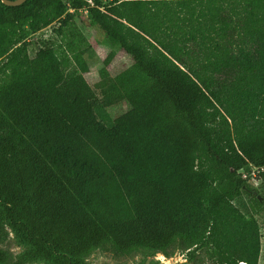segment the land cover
<instances>
[{
  "label": "trees",
  "instance_id": "trees-1",
  "mask_svg": "<svg viewBox=\"0 0 264 264\" xmlns=\"http://www.w3.org/2000/svg\"><path fill=\"white\" fill-rule=\"evenodd\" d=\"M102 1L0 0V233L25 249L0 248V264H88L106 248L259 264L264 0ZM84 9L130 60L114 75L113 54L80 48ZM55 21L31 54L25 36Z\"/></svg>",
  "mask_w": 264,
  "mask_h": 264
},
{
  "label": "rangeland",
  "instance_id": "rangeland-1",
  "mask_svg": "<svg viewBox=\"0 0 264 264\" xmlns=\"http://www.w3.org/2000/svg\"><path fill=\"white\" fill-rule=\"evenodd\" d=\"M65 4L69 3V0H62ZM112 0L102 1V10L105 5L111 3ZM85 15V14H84ZM58 21L53 22L52 28L56 29L59 24ZM74 23L76 24L77 30L82 33L85 41L80 46L83 49H89L93 57L98 59V63H102L109 54H113V59L108 65V70L114 75V72H118L125 68L129 63V58L123 54L117 46L110 43L106 35L99 29L96 24L90 22L85 15V18H76ZM27 33V32H26ZM28 34V33H27ZM50 34L49 29L40 32V34H28L25 36V41L29 42L30 53L33 54L36 48L37 41L40 36H48ZM89 54V53H87ZM81 73L86 78V81L91 87L96 89V84L99 82L100 77L98 71H92L90 69H83ZM97 93L98 90H97ZM126 111L125 105H116L107 109L108 114L115 118ZM260 181L256 182V185ZM244 213L249 212L248 208V197L243 196L234 202ZM262 226V247H261V260L259 264H264V222L259 218ZM0 248L8 251V253L17 256L21 254L25 249L22 246L12 231L5 227L0 233ZM88 264H212L207 257V253L203 249L196 250L195 258L191 259L188 251L179 248L175 250L169 257L163 253H155L150 250H141L131 255H121L112 249H101L95 251L87 259ZM44 264V263H38Z\"/></svg>",
  "mask_w": 264,
  "mask_h": 264
},
{
  "label": "water",
  "instance_id": "water-1",
  "mask_svg": "<svg viewBox=\"0 0 264 264\" xmlns=\"http://www.w3.org/2000/svg\"><path fill=\"white\" fill-rule=\"evenodd\" d=\"M3 4L9 7H18L24 4L27 0H1ZM256 194V192H255ZM261 200V198H260Z\"/></svg>",
  "mask_w": 264,
  "mask_h": 264
},
{
  "label": "built area",
  "instance_id": "built-area-1",
  "mask_svg": "<svg viewBox=\"0 0 264 264\" xmlns=\"http://www.w3.org/2000/svg\"><path fill=\"white\" fill-rule=\"evenodd\" d=\"M90 3L92 4V2H90ZM92 5H93V4H92ZM71 11H72V10H71ZM84 12H85V14H88V10H87V9H84ZM47 29H49V32L52 33V28H51V27H48ZM47 29H45V30H47ZM49 35H50V34H49ZM49 35H48V36H49ZM44 37L46 38L47 36L44 35ZM243 174H244V178H247V177H248L247 174H245V173H243ZM252 176H253V177L256 176V169H255V172H253Z\"/></svg>",
  "mask_w": 264,
  "mask_h": 264
},
{
  "label": "clouds",
  "instance_id": "clouds-1",
  "mask_svg": "<svg viewBox=\"0 0 264 264\" xmlns=\"http://www.w3.org/2000/svg\"><path fill=\"white\" fill-rule=\"evenodd\" d=\"M90 2H92V1H90ZM87 10H88V9H87ZM71 12H72V11H71ZM84 13H85V12H84ZM88 14H89V12H88ZM88 14H85V15L88 16ZM58 24H59V23H58ZM59 25H60V24H59ZM48 27H51V28H52V24L49 25V26H47L46 28L42 29L40 32L44 31V30L47 29ZM53 29H54V28H52V33H50L49 36H47L46 38H45L44 36H40V38L47 39V38H49L50 36H52V34H53ZM40 32H38L37 34H40ZM241 264H244V263H241Z\"/></svg>",
  "mask_w": 264,
  "mask_h": 264
}]
</instances>
